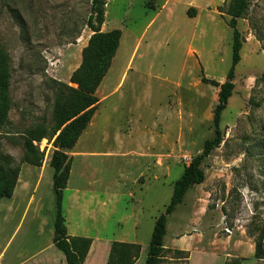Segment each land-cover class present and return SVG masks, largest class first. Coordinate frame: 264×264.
<instances>
[{"label": "rangeland", "instance_id": "1", "mask_svg": "<svg viewBox=\"0 0 264 264\" xmlns=\"http://www.w3.org/2000/svg\"><path fill=\"white\" fill-rule=\"evenodd\" d=\"M116 1L111 17H119L134 30L146 25L143 8L152 0ZM248 1L249 11L238 24L244 45L235 91L223 114V142L201 165L204 184L193 187L169 217L164 242L168 252L161 264H264L255 258L257 242L264 245V0ZM231 2L221 7L223 14ZM91 8V0H0V45L10 56L12 76L9 123L0 132V174L16 169L23 160L24 133L51 123L53 94L48 78H54L50 68L59 65L71 45H78L69 54L77 60L93 36L87 27ZM219 38L224 39L219 56L205 55L203 63H190L180 87L146 80L132 95H128L130 82L124 87L118 102L122 119L107 124L104 142L112 146L117 141L124 155L132 153L130 159H75L72 163V190L88 183L92 177L86 174L88 166L97 168L105 181L115 180L118 172L116 238L137 240L143 262L156 221L171 203L174 184L202 154L205 142L214 137L220 90L204 85L202 78L220 84L227 81L233 56L231 28L210 30L204 48L214 50ZM166 59L160 54L140 60L138 66L160 71ZM70 66L73 69L76 64ZM106 106L110 116V103ZM35 145L45 153V161L55 151L47 140ZM122 171L133 173L127 176ZM133 208L139 222L137 239L126 215Z\"/></svg>", "mask_w": 264, "mask_h": 264}, {"label": "crops", "instance_id": "2", "mask_svg": "<svg viewBox=\"0 0 264 264\" xmlns=\"http://www.w3.org/2000/svg\"><path fill=\"white\" fill-rule=\"evenodd\" d=\"M227 1L229 0H161L156 4L152 0L145 5L152 12L143 8L148 22L142 29L134 30L119 17H111L110 9L119 1L107 0L102 33L120 31L122 38L111 69L96 93L99 103L90 124L76 147L63 151L72 163L75 159L86 161L90 158H131L132 153L124 155L125 151L118 149L117 141L112 146L104 142V137L108 134L105 129L107 124H112V120L116 122L122 119L118 102L123 98L124 87L130 82L131 90L128 95L137 92L139 83L146 80L155 85L177 88L181 86L190 63H203L205 55L218 57L224 39L219 38L212 51L204 48V41L210 30L229 27L228 16L218 11ZM191 9L197 12L195 18L188 16ZM89 41L79 51L77 60L76 56L70 57L69 54L78 45H71L66 49L59 65L50 68L53 80L71 85V78L82 64L83 50ZM160 54L167 57L162 62L160 71L145 70L138 66L140 60ZM74 63L76 66L71 69L70 65ZM109 103L110 116L106 114V105ZM129 124L130 121L128 128ZM52 156L53 153L41 168L23 165L13 197L0 201V264H67L65 257L54 245L53 224L57 215V198L53 188L54 170L50 166ZM87 168L89 171L86 174H92V177L85 187L72 190L68 184L65 191L64 216L68 236L92 240L84 264H107L114 243H140L137 240L119 241L116 238L119 228L118 172L115 180L105 181L97 168ZM110 170L112 172L113 164ZM123 173L129 176L133 171H122L121 174ZM130 199L134 201L131 196ZM126 215L134 225L132 236L137 239L139 222L136 210L130 209ZM136 264H145L142 252Z\"/></svg>", "mask_w": 264, "mask_h": 264}, {"label": "trees", "instance_id": "3", "mask_svg": "<svg viewBox=\"0 0 264 264\" xmlns=\"http://www.w3.org/2000/svg\"><path fill=\"white\" fill-rule=\"evenodd\" d=\"M91 1V17L87 27L93 32V36L88 46L83 50L80 68L73 74L71 85L48 78L49 90L53 94L52 121L48 126L40 124L24 133L23 160L16 169L0 174V184H3V188L0 190L1 201L13 197L23 165L43 167L45 153L41 152L35 144L47 140L53 145L55 151L50 166L54 170L53 188L57 198V215L53 224L54 245L65 257L67 264H84L92 246V240L68 236L64 216V198L70 181L72 160L63 151L74 149L90 124L99 103L96 93L111 69L122 38L120 31L102 33V26L106 19L107 1ZM249 7L248 0H232L228 7L226 16L231 18L228 26L233 32V56L227 81L220 84L205 77L202 78L204 85H210L220 90L218 105L214 111V137L205 142L202 154L192 161L181 178L174 184L171 203L166 208L165 213L156 221L145 264L162 263L164 255L168 252L164 242L169 217L173 215L178 206L184 203L188 192L193 187L204 184L206 175L201 165L223 142L221 130L223 114L227 110L235 91L236 68L241 62V52L244 45L238 24L239 20L243 19L249 11ZM218 11L222 13L221 8H218ZM188 16L195 18L197 16L196 10L191 9ZM11 79V59L6 49L0 45V132L9 123V112L12 105L10 100ZM141 252L140 245L114 243L107 264H136L140 259ZM175 253L182 254L179 251H175ZM255 258L264 260L262 241H258L256 244Z\"/></svg>", "mask_w": 264, "mask_h": 264}, {"label": "built area", "instance_id": "4", "mask_svg": "<svg viewBox=\"0 0 264 264\" xmlns=\"http://www.w3.org/2000/svg\"><path fill=\"white\" fill-rule=\"evenodd\" d=\"M186 161H190V159L188 157H186Z\"/></svg>", "mask_w": 264, "mask_h": 264}]
</instances>
